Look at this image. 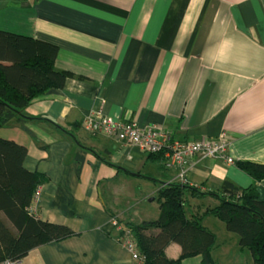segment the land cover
<instances>
[{
  "label": "crops",
  "instance_id": "obj_1",
  "mask_svg": "<svg viewBox=\"0 0 264 264\" xmlns=\"http://www.w3.org/2000/svg\"><path fill=\"white\" fill-rule=\"evenodd\" d=\"M0 30L57 45L55 67L68 72L62 87L0 128L1 137L27 147L25 167L45 177L35 215L75 233L29 250L18 264H144L124 247L113 219H156L159 202L157 217L143 219L137 202L128 201L138 193L123 183L150 181L144 200L151 203L173 180L201 192L224 180L245 188L252 179L234 161L264 163V0H0ZM206 52L242 66L212 71ZM96 109L142 128L156 125L181 141L224 131L233 164L198 152L184 164L181 182L161 154L151 158L85 131L82 120ZM257 191L264 199V179ZM191 202L196 209L217 200ZM12 226L0 218L10 239ZM180 253L175 242L165 248L168 258ZM182 264H200V257Z\"/></svg>",
  "mask_w": 264,
  "mask_h": 264
},
{
  "label": "trees",
  "instance_id": "obj_2",
  "mask_svg": "<svg viewBox=\"0 0 264 264\" xmlns=\"http://www.w3.org/2000/svg\"><path fill=\"white\" fill-rule=\"evenodd\" d=\"M57 51V45L47 40L0 30V128L24 117L25 109L38 96L63 86L68 72L55 67ZM26 155L25 145L0 136V218L16 229L10 239L0 227V261L21 260L37 246L75 234L65 225L44 221L30 211L35 191L45 177L25 167ZM234 163L252 179L247 187L224 180L219 189L201 192L184 183L169 182L156 194L159 216L140 222L119 221L120 236L125 229L133 233L144 264H182L194 256L200 257V264H217L212 257L216 234L201 223L204 216L212 215L224 221L228 231L238 234L239 245L249 249L254 264H264V199L257 191V183L264 179V163ZM207 195L215 197L217 203L193 209L189 197ZM153 229L158 232L146 233ZM172 242L181 246L176 259L165 254Z\"/></svg>",
  "mask_w": 264,
  "mask_h": 264
},
{
  "label": "built area",
  "instance_id": "obj_3",
  "mask_svg": "<svg viewBox=\"0 0 264 264\" xmlns=\"http://www.w3.org/2000/svg\"><path fill=\"white\" fill-rule=\"evenodd\" d=\"M81 124L83 129L89 133L103 132L119 141L137 146L145 152L162 153L163 165L166 168H176L181 182L184 181V164L198 152H202L207 157H220L228 164H233V159L227 154V137L224 131H221L211 140L181 141L174 139L169 132L160 129L156 125L142 128L134 122L123 121L106 115L100 109L86 115ZM170 182L172 183L174 180ZM39 194L38 188L30 206V211L34 214ZM113 224L117 226L118 230H122L116 219H113ZM121 239L124 247L131 253L132 257L140 258L137 252V242L129 229L122 231ZM19 261L6 258L1 260L0 264H18Z\"/></svg>",
  "mask_w": 264,
  "mask_h": 264
},
{
  "label": "rangeland",
  "instance_id": "obj_4",
  "mask_svg": "<svg viewBox=\"0 0 264 264\" xmlns=\"http://www.w3.org/2000/svg\"><path fill=\"white\" fill-rule=\"evenodd\" d=\"M149 188H152L150 181H132L123 183L122 189H126L127 192L133 190L136 195L128 198V201L132 203L137 202V210L141 217L146 219L148 215L150 217H157L158 213V201L153 200L151 203L144 200L146 193ZM209 203V201H205ZM194 203L191 202L190 205ZM189 205V208H190ZM150 211V212H149ZM155 215V216H153ZM159 216V215H158ZM210 219L201 220L203 225H207L209 229H212L216 233V244L212 251V257L217 264H254L249 249L246 247H240L239 236L235 232L228 231L225 227L224 221L208 215Z\"/></svg>",
  "mask_w": 264,
  "mask_h": 264
},
{
  "label": "clouds",
  "instance_id": "obj_5",
  "mask_svg": "<svg viewBox=\"0 0 264 264\" xmlns=\"http://www.w3.org/2000/svg\"><path fill=\"white\" fill-rule=\"evenodd\" d=\"M228 39H233V38L228 37ZM221 43H223V41H221ZM206 55H208V62L210 63V65H212L211 67L212 71H223V69L219 66L228 64V63H236L238 66H242V65H239L238 60H234L231 57L228 59H223L216 53L208 54L207 52H206ZM225 74L231 75V72H226Z\"/></svg>",
  "mask_w": 264,
  "mask_h": 264
}]
</instances>
